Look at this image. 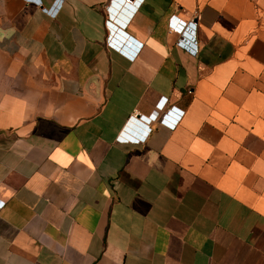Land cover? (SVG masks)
<instances>
[{"label":"crops","instance_id":"1","mask_svg":"<svg viewBox=\"0 0 264 264\" xmlns=\"http://www.w3.org/2000/svg\"><path fill=\"white\" fill-rule=\"evenodd\" d=\"M135 1L0 0V264H264V0Z\"/></svg>","mask_w":264,"mask_h":264},{"label":"built area","instance_id":"2","mask_svg":"<svg viewBox=\"0 0 264 264\" xmlns=\"http://www.w3.org/2000/svg\"><path fill=\"white\" fill-rule=\"evenodd\" d=\"M131 1H132V3H131ZM126 2L128 4L133 5V6H135V5L137 6L139 4V2H137L135 0H126ZM169 24H170L171 30L178 33V34L182 35L183 33H185V34L189 35L187 30L190 31V33H191L190 37L193 39V37H192L193 29L192 28H194V26H195V23L193 21L186 22V21L179 20V19L175 20L173 17H171L169 19ZM183 37L184 36H182V38L179 40V43L186 45L188 47V49L191 50V52H193V53L196 52L197 50H196L194 44L192 43V40H190L188 37H186V38H183ZM160 114H161L160 109L156 107L155 111L152 112L150 114V116H151V118H154V120H155L157 117H159ZM139 118L145 119L146 117L143 115H140ZM139 138L142 139L143 137L141 135H139ZM0 205H1V203H0Z\"/></svg>","mask_w":264,"mask_h":264}]
</instances>
